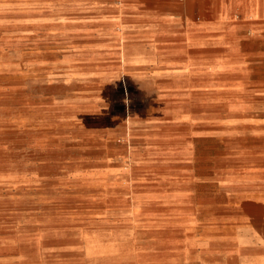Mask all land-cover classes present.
<instances>
[{"label":"crops","instance_id":"obj_1","mask_svg":"<svg viewBox=\"0 0 264 264\" xmlns=\"http://www.w3.org/2000/svg\"><path fill=\"white\" fill-rule=\"evenodd\" d=\"M0 6L36 9L41 22L51 14L67 31L58 36L69 39L76 36L70 27L84 18L91 83L131 80L156 103L155 115H128L131 125L110 132L113 143L103 151L101 162L122 164L96 174L117 181L121 171L131 186L118 196L120 206L108 205L97 222L70 216L75 223L68 229L4 224L0 264H264V156L247 153L238 132L192 125L206 105L242 101L239 38L263 26L264 0H0ZM159 93L165 98L157 101ZM209 142L218 145L212 154L204 150ZM222 143L228 147L221 153ZM197 162L229 165L216 164L206 181L193 170ZM205 182L216 189L210 223L198 193Z\"/></svg>","mask_w":264,"mask_h":264},{"label":"rangeland","instance_id":"obj_2","mask_svg":"<svg viewBox=\"0 0 264 264\" xmlns=\"http://www.w3.org/2000/svg\"><path fill=\"white\" fill-rule=\"evenodd\" d=\"M6 9L0 6V232L9 228L4 224L13 227L27 221L68 229L75 223L71 218L79 223L102 220L104 209L120 206L118 196L131 188L121 180V171L117 181L101 180L96 174L103 166L121 167V162H101L103 151L113 143L110 132L116 136L130 126L128 115H155L151 91H142L131 80L91 83L94 70L87 56L91 40L85 36L84 18L78 17L82 21L70 27L76 36L69 39L58 36L65 29L56 26L51 14L41 22V11L36 9ZM27 13L29 22L24 21ZM239 42L236 73L245 92L237 98L242 101L235 106L206 105L204 117L192 125L238 132L237 143L260 157L264 156V24L242 32ZM155 98L160 101L165 95ZM232 136L222 135V140ZM217 146L205 143V153L212 154ZM226 146L222 143L221 153ZM216 164L229 165L197 162L193 170L207 181ZM215 191L208 182L198 188L205 223L212 222L216 212ZM226 201L221 197L222 203Z\"/></svg>","mask_w":264,"mask_h":264}]
</instances>
